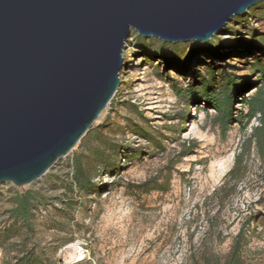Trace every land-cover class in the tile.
I'll return each instance as SVG.
<instances>
[{"label": "rangeland", "instance_id": "374dc122", "mask_svg": "<svg viewBox=\"0 0 264 264\" xmlns=\"http://www.w3.org/2000/svg\"><path fill=\"white\" fill-rule=\"evenodd\" d=\"M247 13L255 19L247 24L246 16L233 18L223 29L221 38L263 33L264 21L251 10ZM135 33L131 31L123 49L124 69L114 104L111 108L107 106L92 127L108 119L110 125L104 132L110 136L116 134V139L128 148L126 156L132 155L136 148L139 153L122 163L115 177L96 180L98 193L82 197L74 194L72 200L77 202L74 210L60 200L69 182L71 158L80 152L78 145L39 181L21 187L0 184V230L8 226L6 211L12 206L14 194L30 190L42 195L48 205L34 213L35 232L29 237L28 245L56 264L82 263H75L79 245L88 249L86 261L91 264H191L192 258L199 257L206 249L225 257L244 218L252 214L255 219L250 223L242 257L247 264H264V179L259 175V160L251 157L250 172L224 205L213 198L233 165L240 142L256 122L252 121L246 130L240 124H233L222 137L210 122L214 111L200 104L189 108L187 123L182 127L179 116L186 108L177 100L174 88H184L194 77L165 68L160 61L138 50L133 45ZM220 53L226 54L228 50L222 48ZM254 56L228 54L214 61L204 55L194 57L191 63L199 76H204L210 68L220 73L219 65L228 73L242 77L249 74L252 58L258 56L264 61V53ZM250 83L251 88L255 77ZM253 91H246L245 96ZM235 109L237 113L241 110L238 102ZM127 118L146 123L156 132L162 149H154L125 130ZM116 124L122 128L119 132L115 131ZM190 140L198 142V148L174 167L166 192L142 193L127 188V184H139L154 176L162 181L164 166L175 158L182 142ZM8 236L9 242L14 243L25 232L14 226ZM2 238L0 234V244ZM4 256L5 249L0 247V264Z\"/></svg>", "mask_w": 264, "mask_h": 264}, {"label": "water", "instance_id": "95a60500", "mask_svg": "<svg viewBox=\"0 0 264 264\" xmlns=\"http://www.w3.org/2000/svg\"><path fill=\"white\" fill-rule=\"evenodd\" d=\"M263 1L0 0V184L39 181L80 143L117 92L132 30L206 43Z\"/></svg>", "mask_w": 264, "mask_h": 264}, {"label": "trees", "instance_id": "16d2710c", "mask_svg": "<svg viewBox=\"0 0 264 264\" xmlns=\"http://www.w3.org/2000/svg\"><path fill=\"white\" fill-rule=\"evenodd\" d=\"M250 10L256 13L260 21H264V1L253 6ZM247 14L245 15L246 23L249 19H255ZM222 32L223 30L206 43L194 41L188 44L163 43L154 38H142L136 33L133 37V45L138 50L157 59L165 68H174L179 73H189L194 77V80L187 83L184 88H174L177 100L186 108V112L179 116L182 127L187 123L189 108L200 104L205 105V109L214 111L210 122L213 127L218 129L222 137H225L233 124H240L241 128L246 130L252 121L256 122V125L251 127L250 133L240 142L234 155L232 167L225 174L222 185L213 194V198L219 205H224L237 192L239 183L250 172L252 156L259 160V175L261 179H264V61L258 56L252 58L253 60L248 64L249 74L242 77L228 73L223 66L219 65L220 73L216 68H210L204 76H199V71L191 63L194 57H203L204 55L214 61L221 60L228 54L240 57L244 55L245 58L255 57L254 55L258 53H264V32L252 33L248 37L241 38L238 35L228 36L225 39L221 38ZM222 48L227 49L228 53H220ZM253 77H255L254 86L256 87L250 95L245 96L251 85L250 79ZM114 99L110 101L109 108L114 104ZM237 102L241 105V110L238 113L235 109ZM130 108L139 118L144 119L135 106L130 105ZM108 123L109 120L106 119L101 125L91 127L78 144L80 152L71 158L69 182L60 200L61 204L69 205V209L74 210L77 207V202L72 200L74 194L82 197L88 196L92 192L98 193L96 180L103 176L114 175L115 177L121 171L122 163L136 156L140 151L139 148H136L132 155L126 156L127 146L116 139V134L110 136L104 132L110 125ZM114 128L116 132L122 130L119 124H116ZM124 129L138 139L144 140L154 149H162L156 132L152 131L146 123L141 124L127 118ZM197 148L198 142L195 140L183 141L175 158H171L164 166L165 175L162 181L159 176H154L139 184H127V188L137 189L142 193L166 192L174 167ZM44 200L42 195L30 190L14 194L12 206L6 211L8 226H4L0 230L3 237L0 247L5 249L2 264H56L53 259L37 254L34 248L28 245L29 237L35 232L34 213L41 206L48 205ZM254 219L252 214L244 218L225 257L218 256L206 249L201 252L199 257H193L191 264H247L242 257V250L247 244L250 223ZM14 226H20L24 230L25 236L20 241L11 243L8 234ZM80 264L91 263L83 261Z\"/></svg>", "mask_w": 264, "mask_h": 264}, {"label": "built area", "instance_id": "2783aa9c", "mask_svg": "<svg viewBox=\"0 0 264 264\" xmlns=\"http://www.w3.org/2000/svg\"><path fill=\"white\" fill-rule=\"evenodd\" d=\"M251 20L254 19H249V21ZM87 259H88V249L84 245H79L75 254V263L83 262L86 261Z\"/></svg>", "mask_w": 264, "mask_h": 264}]
</instances>
